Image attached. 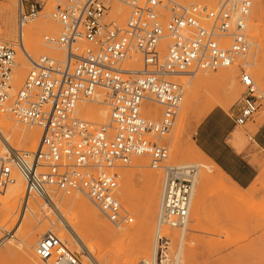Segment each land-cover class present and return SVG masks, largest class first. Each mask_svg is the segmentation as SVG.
Instances as JSON below:
<instances>
[{
    "label": "built area",
    "instance_id": "obj_1",
    "mask_svg": "<svg viewBox=\"0 0 264 264\" xmlns=\"http://www.w3.org/2000/svg\"><path fill=\"white\" fill-rule=\"evenodd\" d=\"M51 15L59 23L58 35H46L49 45L65 50L63 59L42 55L11 93L15 45L0 39V112L40 129L34 151L11 150L10 162L0 163V192L24 181L27 196L48 198L50 189L87 197L115 227L133 217L116 198L117 173L135 155H147L149 166L162 169L157 228L149 259L136 264H178V249L162 227L186 230L193 168L162 163L168 157L160 138L169 132L182 100V86L166 77L189 75L199 69L215 71L246 56L252 44L247 20L252 0H220L216 6L186 5L178 0H114L129 9L122 25L105 21L109 0H52ZM112 1V0H111ZM17 25L33 20L42 0H16ZM166 39L165 53L160 45ZM168 39V40H167ZM20 42V41H19ZM86 45L80 48L79 43ZM139 55L141 67L123 63ZM242 92L232 114L242 125L264 103L250 73L238 65ZM97 88L106 90L109 122L94 127L78 117L79 101L91 99ZM161 107L159 119L141 114L146 102ZM180 245V244H179ZM35 256L49 264H84L65 241L44 233L34 246Z\"/></svg>",
    "mask_w": 264,
    "mask_h": 264
},
{
    "label": "rangeland",
    "instance_id": "obj_2",
    "mask_svg": "<svg viewBox=\"0 0 264 264\" xmlns=\"http://www.w3.org/2000/svg\"><path fill=\"white\" fill-rule=\"evenodd\" d=\"M42 1L44 3L41 11L33 20L28 21L26 23L27 25H24L23 27V29L34 28V30H36V37L39 40V49L34 53H30V55L33 60H37L42 55L61 60L65 56V50L56 45H49L44 40L46 35L55 36L61 31L59 23L54 17L50 16L53 1ZM112 1L109 0V2H107L109 9L105 15V21L114 20L118 25H122L129 14V9L119 5L114 0ZM178 1L186 5L204 4V6L206 5L207 7L212 8L216 6L220 0H213V2H206L203 0ZM2 4H6L4 5L5 7H3ZM116 4L122 7V16L116 15V13L113 15L112 13V8H114ZM7 9L10 10L12 18L11 25L7 28L8 33L5 34L3 18L6 11H8ZM247 27L252 47L246 56L239 58L232 65L219 67L215 71L199 69L184 77L183 75L166 77L168 80L174 81L182 86L183 97L179 104L173 126L168 133L160 138V143L164 144L168 149V157L162 164H191L196 162L199 164L200 171L210 175V177L206 176L207 180L204 181L198 194H195L198 183L194 185L188 221L181 244L179 243L180 233L177 229L162 227V229H165L163 230L164 233L171 238V252H176V249L180 251L181 247V252L179 253L177 261L178 264H264V150L255 143V136L258 134V127L264 119V103L252 118L247 120L244 124L234 125L231 120V115L234 113L233 107L243 90L239 83L238 65L246 67L258 89L264 92V0H252ZM16 34V0H0V39L11 42L15 45V60L17 61L18 58L16 53L18 46ZM166 42L165 39L160 45L162 55L166 51ZM85 45L86 44L83 42L79 43L80 48ZM133 57L134 58H131L130 60L126 59L123 63V67L140 68V56L133 55ZM26 64L28 65L27 73L31 66H29L28 63ZM194 74H196L195 78L200 76L209 78L210 86L206 91H202L201 89L198 90L193 97L194 99L192 98L189 107H185L183 102L186 91L185 81L192 79V75ZM226 74L232 75L233 81L231 86L227 84ZM21 83L16 84L14 73L12 71L10 82L12 88L11 93L17 90ZM182 83H184V85H182ZM96 90L101 91L103 97L102 100L105 102L106 90L102 88H97ZM80 104L87 106V109H85L87 111H85V113L84 110H76V115L90 123L93 122L91 124L94 127L109 122V108L106 103H95L89 98L86 101L77 103L78 106H80ZM148 105L150 106V110H153V117H151V119H159L161 107L150 102H148ZM208 105H212L210 111L215 109L222 111L226 115V119L219 120L220 124H231V133L228 138V143L237 152L242 153L247 159L260 167L258 176L248 187L241 188L234 185L229 179H227V177L214 169L208 159L198 155L193 149L190 150L189 143L198 146L196 141V129L199 122L210 112L209 110L206 112V107ZM97 108L105 109V117H102L97 113ZM90 109H92L91 112L93 113H90ZM95 113L97 115H94ZM0 114L18 125L37 129L38 140L36 145L38 144L40 129L37 126L21 123L10 113L0 112ZM234 132L241 133L243 145L240 150L236 148L232 139ZM177 145L182 150H190L191 153H193L192 158L176 157L173 151L174 147H177ZM36 147L37 146L35 145L34 147H28V145L22 144L18 151H34ZM138 160H141L143 163V166L140 168L136 167V162H138ZM2 162L3 161L0 160V163ZM124 171H129L130 176L128 175L124 177L122 175ZM113 172L118 174L115 189L116 198L133 217L132 223L119 228L113 226L85 196L84 197L88 202H90V204L97 210L98 216L101 220L106 221L112 229L121 230L119 235L114 238V241L116 240L117 242H112L114 243L113 245L111 243L113 238H108L105 235H102L99 231L95 230L89 221L80 218L78 221L89 241L95 246V250L97 249L98 257L107 264H121L124 258L135 257L138 254L136 249H139L140 247L143 250L144 248H148L145 250L147 251L146 253L137 255L134 258L133 264H136L141 259H149L151 257L154 230L157 227L159 205L158 195L160 193L162 181V169L160 167H150L147 155H135L127 165L117 166L113 169ZM144 172L157 173L158 192L155 213H153L152 222H149L148 224V230L150 229L151 231L149 232V235H142L139 237L136 230L139 223L136 221H138L143 212L141 203L144 202L146 194ZM14 175L15 177L19 176L16 173ZM13 184L14 182L6 186L10 188L12 193L15 190L12 188ZM49 192H52L56 198L58 197L60 202L65 196L78 193V191L65 193L54 189H50ZM118 192H121L122 195L128 198L129 204L121 199ZM8 194L10 195V198L7 199L3 205L1 203V198L5 196V193L2 191L0 192V264H26L17 248V245L20 242L15 236L19 237L24 228L29 225H31L32 231H36L39 228L42 230L54 228L56 224H51L50 218L47 216L49 214L46 215L47 211H43L45 210L43 205H46V203L42 205V203L45 202L43 198H39V196L34 193H30L27 196L25 189L22 196L18 195L17 197H12L11 193ZM34 197H37V199H33ZM25 198H28L30 203L33 201L32 204L35 205L36 212H32L24 207L23 201ZM37 200H39L40 203L37 204ZM194 202L198 205V208L197 210L191 211ZM191 214H193V216L195 215L194 219ZM40 237H38L37 240ZM62 239L66 240L65 237ZM68 246L74 251L70 244H68ZM80 258L84 262L83 257ZM33 262V264H49V262L39 260L36 256L34 257ZM95 263L97 264V262ZM84 264L86 263L84 262Z\"/></svg>",
    "mask_w": 264,
    "mask_h": 264
},
{
    "label": "bare ground",
    "instance_id": "obj_3",
    "mask_svg": "<svg viewBox=\"0 0 264 264\" xmlns=\"http://www.w3.org/2000/svg\"><path fill=\"white\" fill-rule=\"evenodd\" d=\"M203 1L213 2V0H203ZM118 4L126 7L125 5H122L120 3H118ZM4 5H6V4H4ZM4 5H3V7H5ZM119 5L116 4L115 7L112 8L113 15H115V13H116V15H119V16L123 15L121 13L122 7ZM11 15L12 14H10V10H8V11H6L5 16L3 18L4 26H5V34L8 33L7 28L10 27V25H11V18H12ZM50 16H52V15L50 14ZM26 23L23 24L21 30H19V27L17 25L16 36H17V46L18 47H17L16 56H17L18 60L17 61L15 60L14 66L12 68V71L14 73V80H15L16 84H20L22 82L25 74H26V71L28 69V65L26 63H28L29 66H32V61H34V62L38 61V59L33 60L31 58V55H30V53L36 52L40 47L39 46V40L36 37V30H34V28H26V29L24 28L23 29L24 25H27ZM166 45H167V43L165 44V46ZM133 58L134 57H132V59ZM184 76H186V75H183V77ZM195 76H196V74L192 75V79H190L188 81L184 80L185 85H186L185 86L186 91H185L184 99H183L185 107H189L192 98L195 96V94L197 93L198 90L201 89L202 91H206L210 86L209 78L202 77V76L195 78ZM226 80H227V84L231 86L232 81H233L232 75L226 74ZM182 85H184V83H182ZM102 99H103V97H102L101 91L96 90L95 93L93 94L92 98H91V101H93L95 103H99V104H105V102ZM82 101H86V100H82ZM82 101H79V102H82ZM148 102H146L141 108V114L146 116V117H149V115L151 113L150 106L148 105ZM150 103H153V102H150ZM76 107H78V108H76ZM76 107H75V112H74L75 114H76V110L79 111V109L84 110V112L87 111V110H85V109H87V106H85L84 104H82V105L80 104V106L76 105ZM89 108H91V107H89ZM211 108H212V105H208L206 107V112H208V110L210 111ZM91 111H92V109H90V113H93ZM96 111L102 117H105V109L104 108H97ZM94 115H97V114L95 113ZM91 123H93V122H91ZM99 124H102V123H99ZM234 138L237 139V141L234 144L236 145V148L238 150H240L242 148V145H243V141H242L243 139L241 138V133L236 132ZM37 140H38L37 129L30 128V127L28 128V127L18 125L14 122H11L9 119H6L4 116H2L0 114V160L1 161L10 162V160L8 159V154H10L11 150H18L22 144H26V145H28V147H34V145L38 146V144L36 145ZM38 143H39V141H38ZM189 145H190V150L193 149L198 155L203 156L206 159H208L214 169H216L219 173H221L222 175L227 177V175L212 160H210L208 157H206L205 154L195 144L189 143ZM190 150L189 151L188 150H182L177 145V147H174L173 152H174V155L176 157H180V158L186 157V158L190 159L193 156V153H191ZM27 152H29V151H27ZM136 160H137V158H136ZM199 163H200V161H199ZM184 165H188V166H191L193 168V171L191 173V180H192L191 200H192L194 185L198 183V187H197L196 192H195V194L196 193L198 194L199 189H201L204 181H206L207 177L208 176L210 177V175L200 171L201 169H199V164L196 162L191 163V164L187 163ZM142 166H143L142 161L138 160V162H136V167L140 168ZM140 174H141V172H140ZM156 174L151 173V172H147V173L144 172V178H145V183H146V194H145L144 202L141 203L142 208H143V210H142L143 212L140 215L138 221H136L137 223H139V226L136 229L139 237H141L142 235L143 236L149 235V232L151 231L150 229L148 230V224H149V222H152L153 213H155V208H156V204H157L158 177L156 176ZM122 175L124 177L128 176L129 171L128 172L124 171L122 173ZM16 177H15L14 184L12 186V188L15 189L13 191V193L10 191V188H8V187H5L2 190V192L5 193V196L3 198H1V201H2L1 203L3 205H4V202L10 198V195L8 193H11L12 197L13 196L17 197L18 195L22 196L24 193V181L20 176H16ZM123 185H125V184H123ZM118 194L121 196L122 200H124L125 202H127L129 204L128 198L126 196L122 195L121 192H118ZM158 197H159V195H158ZM35 198L37 199V197H34L33 199H35ZM44 200H45V202H43L42 205L46 203L47 206L43 205V208L45 210H43L41 206L40 207L43 211L48 212V213L46 212V215L49 214L47 216H49L48 218H50L51 224L55 223L56 225L54 226V228H48L45 230H42L39 228L36 231H32L31 225H29L26 228H24L23 232L21 233V235L19 237L15 236L20 242L17 245V248L22 255L23 261L26 264H33L34 263L33 262L34 257H35L33 254L34 253V246H35L34 244L37 243V241H38L37 238L42 236L44 233L50 232V233H53L54 235H56L57 237H59L61 240H63L62 238L65 237L66 240H63V241L70 244L73 247L74 252L77 253L80 257H83L84 262L86 264H96L95 262H97V264H107L106 262H103L100 259V257H98L97 249L95 250V246H93L92 242L89 241L86 233L83 232L81 225L79 224L78 219L80 218V219H84V220L89 221L90 224H92V226L95 228V230L99 231L102 235H105L108 238L112 237L113 241H111V243L117 242L116 240L114 241V238L117 235H119L121 230H118V229L114 230L110 227V225L106 221L101 220L98 216L97 210L90 204V202H88V200L80 192L74 193L73 195L65 196L61 202L59 201L58 197L56 198L54 196V194H52V192H49L48 198L44 199ZM38 201L39 200L36 201L37 204L40 203V201L39 202ZM32 202L33 201H31V203H30L28 198H25V200L23 201V205L28 210H30L32 212H36L37 210L35 208V205L32 204ZM197 208H198V205H196L194 202V205H193L191 211L197 210ZM191 216L193 219L195 218V215L193 216V214H191ZM157 230H158V228L156 227V229L154 230V234ZM163 230H165V229H162L161 233L164 232ZM183 235H184V232H183L182 236ZM146 242H147V240H146ZM114 243H112V244L114 245ZM143 243H145V242H143ZM153 246H154V238H153ZM153 246H152V252H153ZM147 249L144 248V250H143L141 247L139 249H136V251L138 253L137 255L146 253L147 251H145V250H147ZM32 251H33V253H32ZM180 252H181V247H180V251L178 250L177 256H179ZM135 257L124 258L122 260L121 264H133ZM94 260H96V261H94Z\"/></svg>",
    "mask_w": 264,
    "mask_h": 264
},
{
    "label": "crops",
    "instance_id": "obj_4",
    "mask_svg": "<svg viewBox=\"0 0 264 264\" xmlns=\"http://www.w3.org/2000/svg\"><path fill=\"white\" fill-rule=\"evenodd\" d=\"M226 118L222 111L215 109L210 111L197 126V147L227 175V179L229 178L234 185L245 188L258 176L260 167L228 143L231 124L219 122L220 119ZM235 134L236 132L232 135L234 143L237 141L234 138ZM255 143L264 150V119L258 127Z\"/></svg>",
    "mask_w": 264,
    "mask_h": 264
}]
</instances>
